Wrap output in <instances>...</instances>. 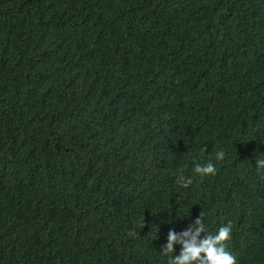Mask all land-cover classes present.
Returning <instances> with one entry per match:
<instances>
[{
  "label": "trees",
  "instance_id": "16d2710c",
  "mask_svg": "<svg viewBox=\"0 0 264 264\" xmlns=\"http://www.w3.org/2000/svg\"><path fill=\"white\" fill-rule=\"evenodd\" d=\"M259 160L264 0H0V264H264Z\"/></svg>",
  "mask_w": 264,
  "mask_h": 264
},
{
  "label": "clouds",
  "instance_id": "9594fccd",
  "mask_svg": "<svg viewBox=\"0 0 264 264\" xmlns=\"http://www.w3.org/2000/svg\"><path fill=\"white\" fill-rule=\"evenodd\" d=\"M221 158L223 153L220 154ZM259 168H264V160H259ZM197 172L204 174H215V169L212 165H208L204 168H197ZM197 225L201 222L197 220ZM185 236L188 233H184ZM199 235V230L197 231ZM231 238V226H223L218 230V233L214 236H209L203 240L199 246L196 244V239L193 237L191 243L184 244V250L180 257L177 258L176 264H193V262L199 261V264H236L235 257L227 251L226 245ZM177 236L175 234H169V242L167 249L172 251L173 243L176 242ZM204 254V258H201V254Z\"/></svg>",
  "mask_w": 264,
  "mask_h": 264
}]
</instances>
